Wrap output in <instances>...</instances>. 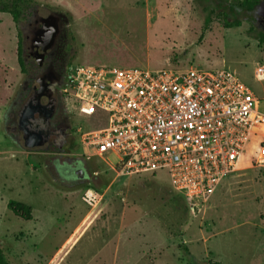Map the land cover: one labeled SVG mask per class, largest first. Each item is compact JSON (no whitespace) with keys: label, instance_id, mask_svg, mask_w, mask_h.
I'll use <instances>...</instances> for the list:
<instances>
[{"label":"rangeland","instance_id":"374dc122","mask_svg":"<svg viewBox=\"0 0 264 264\" xmlns=\"http://www.w3.org/2000/svg\"><path fill=\"white\" fill-rule=\"evenodd\" d=\"M29 1L24 41L36 20L65 16L69 65L228 70L255 92L264 113V83L255 76L264 65V45L247 35L248 22L225 29L215 20L203 34L208 0ZM257 28L264 31V0ZM18 42L12 16L0 12V245L10 264H264L262 138L197 214L180 194L163 198L171 188L166 172L120 177L113 170L116 156L105 155L107 162L82 157L74 134L64 150H28L9 129L12 103L28 73L19 64ZM66 104L73 113L70 131L84 127L73 100ZM83 159L87 179H63L58 162ZM88 191L99 195L94 206L84 201ZM10 201L30 206L33 220L13 214Z\"/></svg>","mask_w":264,"mask_h":264},{"label":"built area","instance_id":"2783aa9c","mask_svg":"<svg viewBox=\"0 0 264 264\" xmlns=\"http://www.w3.org/2000/svg\"><path fill=\"white\" fill-rule=\"evenodd\" d=\"M255 76L264 83V65ZM62 93L87 120L72 131L85 149L82 157L107 162L104 156L113 154L120 177L166 172L192 214L238 170L255 138L264 140L259 98L228 70L72 64ZM258 157L264 158V141ZM98 197L88 191L84 201L94 206Z\"/></svg>","mask_w":264,"mask_h":264},{"label":"flooded vegetation","instance_id":"af4514ba","mask_svg":"<svg viewBox=\"0 0 264 264\" xmlns=\"http://www.w3.org/2000/svg\"><path fill=\"white\" fill-rule=\"evenodd\" d=\"M53 17L51 23L58 29V36L49 50L43 52L38 44L43 38L42 29L45 25V18L36 20V26L31 31V35L27 36V40L23 41V59L28 67V73L24 76V82L21 91L12 103L10 123L14 137L20 141L23 139V132L20 130V113L30 100L38 97V91L42 92L43 104L51 103L54 106V112L50 120V140L44 146V149L50 150L56 147L64 150L69 147L73 140V132L68 126V110L66 101L62 93L64 84L67 82L69 74V21L63 15H51ZM46 17V18H49ZM47 24V23H46ZM43 148V147H42ZM87 159L80 162L68 161L61 164L58 162V169L63 179H71V176L78 179H87L86 170ZM81 167V168H78Z\"/></svg>","mask_w":264,"mask_h":264},{"label":"trees","instance_id":"16d2710c","mask_svg":"<svg viewBox=\"0 0 264 264\" xmlns=\"http://www.w3.org/2000/svg\"><path fill=\"white\" fill-rule=\"evenodd\" d=\"M209 7L205 8L207 17L204 22L203 34H205L212 22L218 21L225 29L240 28L243 22L250 24L248 36L258 41L259 45H264V31L257 28L258 10L262 0H208ZM33 10V4L29 0H0V12L8 13L12 16L13 21L19 30L18 58L22 71H26V65L23 59V37L21 32V22L28 18ZM71 65H68L70 67ZM253 143V142H252ZM251 148V146H250ZM249 150V149H248ZM247 150V152H248ZM246 152V153H247ZM164 199L179 195L172 187L165 189L163 192ZM9 210L17 217L31 221L33 220V209L21 202L10 201ZM185 252L191 256L188 249ZM0 264H10L5 249L0 245ZM206 264H221L215 260H209Z\"/></svg>","mask_w":264,"mask_h":264},{"label":"water","instance_id":"95a60500","mask_svg":"<svg viewBox=\"0 0 264 264\" xmlns=\"http://www.w3.org/2000/svg\"><path fill=\"white\" fill-rule=\"evenodd\" d=\"M53 19V17L44 19L43 38L38 44L43 52L49 50L59 33L55 26L48 24ZM42 97V92L38 91V97L30 100L20 113L19 128L23 132L24 147L28 150L42 148L50 140L49 127L54 106L51 103L43 104L41 102ZM261 162L264 163V158L261 159Z\"/></svg>","mask_w":264,"mask_h":264}]
</instances>
